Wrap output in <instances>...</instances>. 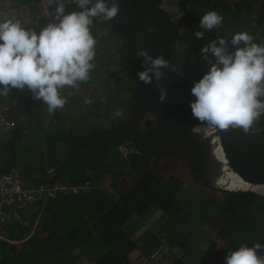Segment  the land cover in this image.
<instances>
[{
  "label": "trees",
  "instance_id": "obj_1",
  "mask_svg": "<svg viewBox=\"0 0 264 264\" xmlns=\"http://www.w3.org/2000/svg\"><path fill=\"white\" fill-rule=\"evenodd\" d=\"M18 1L12 9H4L0 19H19L24 27L39 33L49 21L38 2H24L27 7ZM162 2L169 3L184 39L189 30L200 33V48L224 38L228 51H234L231 35L241 31L248 32L255 43L264 44V0ZM68 10L81 9L66 4L65 12ZM210 10L224 19L218 28L207 31L200 28L199 20ZM90 29L96 40L95 67L86 83L60 90L66 98L63 108L49 113L46 104L38 106L27 95V87L0 95V105L8 107L15 122L10 136L0 139V173L14 172L34 185L58 182L77 188L76 193L47 199L35 212L24 206L20 217L28 222L29 229L34 227L33 233L28 236V227L18 223L6 226L5 239L0 240V264H137L142 258L134 236L138 221L156 209L164 214L161 218L170 234L195 225L209 235L205 264H225L229 250L241 243L264 246V197L224 192L215 199L209 190L186 184V178L192 176L183 169L176 170L172 164L179 163H170L159 153L123 154L116 147L82 142L97 134L93 131L98 122L107 119V124L113 125L123 120L129 97L137 87L127 51L108 20L94 17ZM86 99L91 103L85 104ZM118 109L123 115H114ZM78 120L89 130L80 131ZM256 124H264V116ZM102 151L114 153L106 158ZM189 244L190 239L176 241L178 248ZM258 255L264 256V247ZM172 264L186 263L176 257Z\"/></svg>",
  "mask_w": 264,
  "mask_h": 264
},
{
  "label": "clouds",
  "instance_id": "obj_2",
  "mask_svg": "<svg viewBox=\"0 0 264 264\" xmlns=\"http://www.w3.org/2000/svg\"><path fill=\"white\" fill-rule=\"evenodd\" d=\"M55 2L56 22H49L39 33L24 27L19 19H0V95L27 87L35 99L47 105L49 113L64 107L66 98L61 95V89L77 88L90 78L96 55V40L90 29L93 18L111 20L119 11L117 4L109 6L105 0L94 3L75 0L81 10L65 14V4L61 0ZM223 19L218 12L210 10L200 17L199 26L212 31ZM230 43L232 52L228 51L224 38L202 49L205 55L211 53L215 62L191 87L195 100L189 106L193 117L213 131L241 128L247 132L264 115V44L255 43L245 31L232 34ZM138 55L145 62L150 61L138 73L139 79L145 85L152 82L153 76L159 80L163 76L161 69L168 67V61L163 56L152 59L145 51ZM159 99H165L163 89ZM84 102L90 104L91 100ZM114 115L121 116L123 112L118 109ZM193 132L199 133L201 128L194 127ZM262 247L260 243L251 247L241 243L235 250H229L225 264H264V256L258 255Z\"/></svg>",
  "mask_w": 264,
  "mask_h": 264
},
{
  "label": "flooded vegetation",
  "instance_id": "obj_3",
  "mask_svg": "<svg viewBox=\"0 0 264 264\" xmlns=\"http://www.w3.org/2000/svg\"><path fill=\"white\" fill-rule=\"evenodd\" d=\"M105 2L109 6L112 3L118 5V14L108 20V25L120 37L127 51L128 60L135 72L137 87L133 96L129 97L127 118L110 124L112 126L108 131L101 132L98 137L93 135L89 137L92 141L84 143L123 147L128 149L127 153H159L162 157L170 159V163L177 161L179 164H172L177 166L176 170L183 169L192 176V179L186 178V184L196 189L198 187L206 191L214 190L218 187V178L223 174L222 166L217 164L213 156V142L210 140L209 144L208 141V136L214 133L213 130L194 118L191 109L145 105L139 86L138 73L150 64V61L145 62L144 58L138 55L140 51L147 52L152 59L163 56L168 61V67L161 69V72L174 88L183 89L198 81L207 72L205 54L199 46L198 35L189 30L184 39L182 27L164 8L162 0ZM163 20H168L173 26ZM161 89L166 92L161 78L157 80L153 76L150 84H144L145 93L150 98L159 97ZM197 126L201 130L205 129L195 133L193 128ZM253 127L247 132L235 128L234 141L240 154L260 162L264 160V124Z\"/></svg>",
  "mask_w": 264,
  "mask_h": 264
},
{
  "label": "built area",
  "instance_id": "obj_4",
  "mask_svg": "<svg viewBox=\"0 0 264 264\" xmlns=\"http://www.w3.org/2000/svg\"><path fill=\"white\" fill-rule=\"evenodd\" d=\"M43 5H46L47 0H42ZM16 0H0V13L4 9H12L16 6ZM45 6V18L49 22H56L54 17L56 11H47ZM27 95L33 97L38 105L44 104L42 100L34 98V94L28 91ZM15 128L14 120L9 116L7 106L0 105V139L10 136ZM211 130L213 128L210 127ZM77 188L68 186L64 183H49V184H30L22 179L18 174L0 173V240L5 239V227L18 223L22 228L28 227V236L33 233V228L29 229L27 221H22L20 210L24 206H29L32 211H37L38 206L47 199H53L59 194L76 193ZM174 253L170 247L161 244L155 249L151 255L142 257L139 264H154L162 260L167 255Z\"/></svg>",
  "mask_w": 264,
  "mask_h": 264
},
{
  "label": "rangeland",
  "instance_id": "obj_5",
  "mask_svg": "<svg viewBox=\"0 0 264 264\" xmlns=\"http://www.w3.org/2000/svg\"><path fill=\"white\" fill-rule=\"evenodd\" d=\"M29 2L32 4H35V2H38L39 9L41 10L42 15L45 16L44 11H45V6L47 5V2H46V5H43L42 0H38V1L37 0H29ZM67 5H69V4H67ZM164 6H165L164 8H166L167 11L170 13L172 9L170 8L169 3H167ZM46 8H47L48 12L55 10V9L50 10V8L48 6ZM72 8H74V7H72ZM68 13H70L69 10L65 12V14H68ZM230 52H232V51H230ZM214 62L215 61L212 59V54L208 53L205 55L206 71L209 70L210 65ZM127 116H128V113L125 115V118H127ZM262 116H264V115H261L260 117H262ZM260 117H259V119H260ZM106 121H107V119L103 120L102 122H98L99 123L98 126L95 127L96 129L93 131V132L97 133V134H94V135H96V137H98L97 135H99L101 132L108 131L109 128L112 126L110 124H107L108 122H106ZM256 123H257V121L254 122L253 126H255V125L257 126ZM76 126L80 131L89 130V126H87L84 121L78 120L76 122ZM253 126L251 127V129L254 128ZM90 133H92V129H91ZM95 146H103V145H95ZM112 148H114V147H112ZM116 149L118 151H121L123 154H127V152H128V149H125L123 147H117ZM106 152L102 151V156L106 157V158L112 156L113 155L112 153H114V152H109V153H106ZM221 187L220 188L217 187L214 190L209 191L208 194L212 195L211 197L215 198V197H219L221 195V193H224L225 191H229V190H224V188H221ZM231 191H233V192H250L248 190H246V191L231 190ZM251 193H255L261 197H264L263 193H256V192H251ZM190 201H194V200L191 198ZM203 202L205 205H207V206L209 205V203H206L205 201H203ZM203 211H206V209L203 208ZM157 213H159V214L161 213L162 217H165L164 214L161 212V210L158 209ZM162 220H163V218H161V216H160L157 220L160 224L152 223L151 221H148L147 224H144L143 230L140 229L142 234H141L140 238H138V241L142 242L144 240H147L148 236L149 237L151 236L152 239H154L158 236H162V237L166 236L165 242H167V243L169 242L168 246L171 248L172 243L176 244V241L178 239H180V240L181 239H183V240L190 239V244L188 245V247H186V248L180 247V249H178L179 253H181L180 254V257H182L181 260H183V262L187 261V264H205L208 261L209 256L206 254L205 251H206L209 243L211 242L210 237H208L209 235L204 233V231L202 229H200L199 227H195V225H194V228L192 225L191 227H188L187 230L186 229H183L182 231L177 230L176 232L174 231L172 234H170L169 229L165 228V224H163L165 222H163ZM167 220H168V218H167ZM167 220H166V222H167ZM245 222H249V220L246 219ZM142 223H143V221L140 222L139 227L143 226ZM190 229H192V230H190ZM188 230H190L189 232H191V233H188L187 232ZM174 256H176V255H174ZM174 256L172 257V256L167 255L166 257H164L162 259V261L160 260L161 262L159 264H172L174 261L173 260Z\"/></svg>",
  "mask_w": 264,
  "mask_h": 264
},
{
  "label": "water",
  "instance_id": "obj_6",
  "mask_svg": "<svg viewBox=\"0 0 264 264\" xmlns=\"http://www.w3.org/2000/svg\"><path fill=\"white\" fill-rule=\"evenodd\" d=\"M61 2H63L65 5L71 4L77 6L75 0H61ZM92 2L94 3L95 0H92ZM47 6H56L55 0H47ZM163 21L173 26V24L168 20ZM161 80L166 88L165 99L163 101H161L159 97H148L144 90V84L139 79L140 95L145 105L152 107L171 106L174 108L180 107L190 109V101L195 100V97L190 92V89L193 85L183 89H177L174 88L163 76L161 77ZM234 129L235 128H229L227 130L214 129V133L208 136L209 144L210 140L212 142V138L216 136L218 144L221 146L224 153L227 167L245 182L256 186L264 185V160L256 162L252 157L242 155L238 152L234 141ZM92 140V138H85L82 140V142ZM217 164L222 166V163H220L218 160Z\"/></svg>",
  "mask_w": 264,
  "mask_h": 264
},
{
  "label": "bare ground",
  "instance_id": "obj_7",
  "mask_svg": "<svg viewBox=\"0 0 264 264\" xmlns=\"http://www.w3.org/2000/svg\"><path fill=\"white\" fill-rule=\"evenodd\" d=\"M203 128V127H202ZM205 129V128H204ZM203 129V130H204ZM210 129V128H208ZM201 130V131H203ZM208 130H206L207 132ZM209 133V132H207ZM212 133V132H210ZM212 135V134H211ZM213 156L222 163V171L223 174L221 178H218L217 185L222 186L227 190H251L257 193L264 194V185L256 186L252 185L248 182L243 181L236 173L232 172L228 167L225 160L224 153L222 151L221 146L218 144V140L216 136L213 137Z\"/></svg>",
  "mask_w": 264,
  "mask_h": 264
},
{
  "label": "crops",
  "instance_id": "obj_8",
  "mask_svg": "<svg viewBox=\"0 0 264 264\" xmlns=\"http://www.w3.org/2000/svg\"><path fill=\"white\" fill-rule=\"evenodd\" d=\"M24 2L25 3H27V2H29V0H19L18 1V3H22L24 6L26 5L27 7H28V5L27 4H24ZM3 11V10H2ZM1 11V12H2ZM157 211H158V209L157 210H155V211H153L151 214H148V215H146L145 217H143V218H141V219H139V221H138V227L140 226L139 224H140V222L141 221H143V226H141V227H139V228H137V230H136V232L134 233V236H135V239L137 240L138 238H140V236H141V231H140V229H142L143 230V227H144V224H147V222L148 221H151L152 223H157L158 221V218L160 217V216H162V214L160 213H157ZM157 213V214H156ZM166 241V239L164 240L163 239V237L162 236H158V237H156V238H154V239H152V237L150 236H148L147 237V240H144V241H142V242H138V245H139V247H140V254H141V257H145V256H149V255H151V253L155 250V249H157L161 244H165V245H168L169 244V242L167 243V242H165ZM178 249H180V248H178L177 246H176V244H174V243H172V248L170 249L171 251H173L175 254H171V255H169V256H174V255H176V256H174V259L176 258V257H178L179 259H182V257H180V254L181 253H179V251H178ZM173 259V260H174ZM162 261V260H161ZM161 261H159V262H157V263H154V264H159ZM183 261V260H182ZM184 263H186L187 264V261H184ZM137 264H139V263H137Z\"/></svg>",
  "mask_w": 264,
  "mask_h": 264
}]
</instances>
